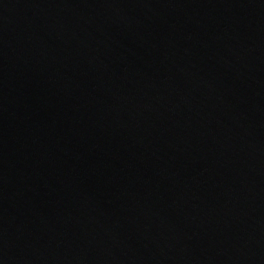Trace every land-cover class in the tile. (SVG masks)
Returning <instances> with one entry per match:
<instances>
[{
	"label": "water",
	"instance_id": "1",
	"mask_svg": "<svg viewBox=\"0 0 264 264\" xmlns=\"http://www.w3.org/2000/svg\"><path fill=\"white\" fill-rule=\"evenodd\" d=\"M0 264H264V0H0Z\"/></svg>",
	"mask_w": 264,
	"mask_h": 264
}]
</instances>
